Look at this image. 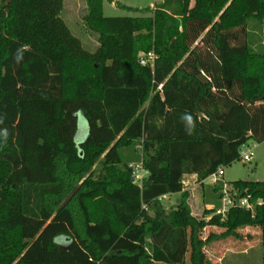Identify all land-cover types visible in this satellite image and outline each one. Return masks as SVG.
I'll return each mask as SVG.
<instances>
[{
	"label": "trees",
	"instance_id": "trees-1",
	"mask_svg": "<svg viewBox=\"0 0 264 264\" xmlns=\"http://www.w3.org/2000/svg\"><path fill=\"white\" fill-rule=\"evenodd\" d=\"M63 7L0 0V264H211L210 243L249 227L264 249V181L229 182L253 207L226 217L197 215L185 188L264 141V50L248 32L264 0L124 6L150 13L136 17H107L104 0H86L95 52ZM148 52L154 66L140 62ZM132 146L141 184L122 153ZM222 188L213 185L215 202ZM174 193L168 209L162 198ZM207 227L220 231L204 238Z\"/></svg>",
	"mask_w": 264,
	"mask_h": 264
},
{
	"label": "rangeland",
	"instance_id": "rangeland-1",
	"mask_svg": "<svg viewBox=\"0 0 264 264\" xmlns=\"http://www.w3.org/2000/svg\"><path fill=\"white\" fill-rule=\"evenodd\" d=\"M162 0H116L113 4L111 0H104L105 8L104 15L107 17H136L149 15V12H142L138 10H129L124 6L133 7L135 9L154 8ZM86 13V0H64V7L62 11V18L71 30L77 36L84 48L90 52H95L99 47L98 34L87 28L83 21ZM249 42L252 47L261 51L264 50V20L250 19L248 23ZM87 127V126H86ZM87 132V131H86ZM85 133V131L83 132ZM78 138V135H77ZM253 148L254 155L250 161H244L242 158L224 167V178L227 182H234L238 180L247 181H264V143H257L254 140L249 142ZM124 158L128 164L133 167L135 172V179L137 183L141 184L142 179L147 172L143 168L142 154L137 146L125 148L122 151ZM189 179V178H186ZM210 179H206L205 186L196 188L192 195L193 210L197 215H202L204 207L211 204L214 208L221 206L217 201L218 192L212 191L213 185H210ZM218 184V183H217ZM181 200V193H174L170 199L163 197V205L171 209L173 204H178ZM214 200V201H212ZM212 201V202H211ZM213 231H220L215 227H207L203 233L206 238ZM242 237L240 239L229 237L223 241H214L207 246L208 255L211 264H215L216 259L221 256L219 246H229L235 250H242L243 248H251L247 253L239 252L228 254L223 260V264H264V249L261 242L260 229L257 227L243 228L240 230ZM249 240V242H248ZM156 264H166L158 262Z\"/></svg>",
	"mask_w": 264,
	"mask_h": 264
},
{
	"label": "built area",
	"instance_id": "built-area-1",
	"mask_svg": "<svg viewBox=\"0 0 264 264\" xmlns=\"http://www.w3.org/2000/svg\"><path fill=\"white\" fill-rule=\"evenodd\" d=\"M156 59V55L154 52H148V53H142L140 55V62L143 65H151L154 66V62ZM254 155L253 148L250 146V144L244 145L242 147L241 151V158L244 161H250L252 156ZM223 169L220 168L216 173H214L212 176H210L208 179H210V184L215 185L219 182H222L223 188H222V198H221V206L215 210L213 214L216 215H222L223 217H226L228 212L231 208L235 206H240L244 208H252L253 204L251 202V196H243L239 199L237 198L239 195V189H237L233 184L227 182L223 177ZM259 203L262 204L263 201L259 200ZM211 215L207 216L206 219H208Z\"/></svg>",
	"mask_w": 264,
	"mask_h": 264
},
{
	"label": "crops",
	"instance_id": "crops-1",
	"mask_svg": "<svg viewBox=\"0 0 264 264\" xmlns=\"http://www.w3.org/2000/svg\"><path fill=\"white\" fill-rule=\"evenodd\" d=\"M113 4L116 2V0H113V1H111ZM104 8H105V4H104ZM262 143H264V141L262 142ZM261 143H259V145H260ZM224 175V174H223ZM224 177V176H223ZM187 178H189V179H186L185 180V184H186V189H188V190H190L191 191V193H193V191L196 189V188H198L199 186H201L202 187V185H201V183H199V182H197V175H195V174H193V175H189ZM225 179V178H224ZM205 185H206V182H205ZM172 195L173 194H170V195H166V196H164L165 198H168V199H170L171 197H172ZM192 198H193V195H192ZM192 198H191V204H192ZM177 204H173V206H176ZM192 207H193V205H192ZM212 207V205L211 204H209V205H206L205 207H204V209H209V208H211ZM248 242H249V240H248ZM251 246L252 245H250L248 248H243L242 250H235L234 248H232V247H229V246H225V245H223V246H219V249H220V251H221V256H219L217 259H216V261H215V264H223L222 262H223V260L225 259V257L228 255V254H232L233 252L234 253H239V252H243V253H247L248 251H249V249L251 248Z\"/></svg>",
	"mask_w": 264,
	"mask_h": 264
}]
</instances>
